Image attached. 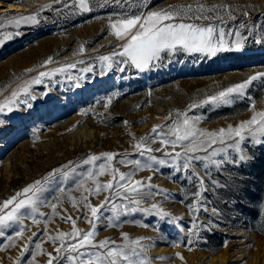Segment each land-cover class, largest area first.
I'll use <instances>...</instances> for the list:
<instances>
[{"label":"rangeland","instance_id":"1","mask_svg":"<svg viewBox=\"0 0 264 264\" xmlns=\"http://www.w3.org/2000/svg\"><path fill=\"white\" fill-rule=\"evenodd\" d=\"M103 2L90 0L92 10L82 12L74 6L73 0H66L67 7L64 2L55 3L54 0H0V23L5 25L0 30V39L3 40L0 42V102L39 71H50L69 63L76 65L45 78L42 84L32 85V95L37 98L21 97L29 100L31 107L19 104L12 112L5 110L0 113V120L4 121L0 125V203L25 186L42 180L54 169L69 171L67 180L58 174L43 193L49 202L57 196L62 200L57 208L58 215L51 222L45 224L41 218V223L34 225L30 219L25 220L28 230L17 238L15 246H8V237L15 236L14 229L19 226L2 229L0 264H15L22 246L34 232L38 235L29 245L30 251L35 252V244L41 243L45 254L37 255L35 264H46V253L56 256L55 248L59 243L49 241L43 229L47 228L48 235H56L59 231L70 232L73 227L61 216L70 214L82 232L90 229L86 220L77 219L86 210L79 200L83 190L76 191V183L86 180L87 172L92 170L91 165L83 163L89 155L113 152L118 154L116 160H119L127 153L128 159H143L135 154L137 138L150 134L154 126L171 125L177 111L187 112L189 117L199 116L198 127L208 132L237 126L250 119L253 115L250 101H254L257 111H264V78L254 80L246 90V96L232 104H206L189 111L193 103H199L207 96L257 73H264V44L256 42L264 40V26L248 35L241 51H224L216 56L178 52L166 55L143 71L130 64L117 66L115 63L109 69L99 57L121 50L123 43L111 34L110 23H115L122 14L158 11L171 5H195L196 0H120V3L109 0L105 6H99ZM202 2L208 6L223 4L235 10L237 20L230 21L225 16L226 31L238 29L245 19L242 15L244 10L251 14L249 24L264 25V0ZM8 3L20 6L8 7ZM47 5L51 8L45 7ZM36 12L40 13L37 24L19 28L8 25V19L13 16ZM16 32L20 34L6 38L8 33ZM235 40L236 37L231 36L226 43L233 46ZM81 46L84 47L82 53ZM48 57H53L54 62L42 68V62ZM112 59L118 61L120 58ZM86 68L92 70L82 71ZM28 69L34 71L29 73ZM149 143L153 148L160 147L159 143ZM248 148L255 156L252 161L235 170L229 166L232 174L241 178L239 190L235 187H213L212 179L223 181L228 172L217 174L214 166L209 165L206 175L203 164L196 162L195 171L206 181L202 203L195 196L199 190L197 179L188 178L189 172L177 173L170 166L156 165L153 166L157 169L155 173L149 169L136 171L135 180L152 176V183L170 194L167 199L162 193L151 198L137 197L142 200L141 207L149 208L157 203L169 215L161 217L137 211L122 216L119 227H105L107 221L103 217L112 215L106 208L102 222H98L95 240L108 239L120 244L123 243V233H128L131 239L149 238L142 240V243L151 245L146 253L149 264H264V216L257 214L259 202L264 200V146L253 148L249 144ZM166 150L172 151L170 148ZM164 151L153 155L163 159ZM175 151L181 149L177 147ZM231 154L235 155L234 152ZM113 166L123 173L132 168L115 161ZM96 179L106 183L112 177L105 174ZM85 187L93 188L94 185L88 181ZM60 188L66 192L61 194ZM83 194L93 206H98L108 195L103 192L98 196ZM69 197L76 198L77 207L72 206ZM116 202L120 203L119 200ZM198 203L201 208L216 207L222 215L213 216L210 211L194 212L188 207ZM39 211L51 215L52 210L41 206ZM87 216L91 217L90 210H87ZM194 216L198 217L195 222L205 227L193 230ZM210 219L215 223L209 229ZM181 227L185 232L179 231ZM193 231L198 232L199 237L191 234ZM189 235L194 241L191 251L183 243L180 247L173 246V241L186 239ZM225 241L227 246H224ZM177 253L184 259L177 257ZM31 258L26 254L21 264H27ZM62 264H67V261Z\"/></svg>","mask_w":264,"mask_h":264},{"label":"snow or ice","instance_id":"2","mask_svg":"<svg viewBox=\"0 0 264 264\" xmlns=\"http://www.w3.org/2000/svg\"><path fill=\"white\" fill-rule=\"evenodd\" d=\"M55 3H65L66 0H54ZM74 6L78 7L82 12L91 11L90 0H73ZM109 0H104L99 6L103 7ZM120 3V0H116ZM51 8V5L45 6ZM245 18L240 22L238 29L226 31L227 22L225 16L230 21H235L238 17L235 10L227 5H212L208 6L202 0H196V4L188 5H171L165 9L158 11H147L133 14H122L115 23H110L109 27L117 39L123 41L120 45L121 50H114L110 55L100 56L99 60L107 65L109 69L115 63L117 66L130 64L138 70H146L155 63L161 61L168 54H175L178 52L184 53H201L205 56H216L217 53L224 51H241L243 49L244 41L248 35L260 26L252 22L251 14L246 10L242 11ZM40 13L36 12L27 16H13L8 19V25L19 28L21 25H32L39 23ZM111 19V18H109ZM259 19V17H257ZM246 25H248L246 27ZM5 27L0 23V30ZM19 32L8 33L7 39H11L13 35H19ZM235 36L236 40L233 46H228L226 39ZM0 42H3L0 39ZM264 44V40L256 41ZM84 51L81 46L80 52ZM113 57H119L118 61L113 60ZM54 62L53 57L45 59L41 67H46ZM76 65L69 63L62 67L53 68L50 71H39L34 77L24 81L16 90H13L3 102H0V113L14 111L19 104H27L31 107L29 100L21 99V97H28L30 100H35L37 97L32 95L31 86L34 84H42L45 78L52 77L56 73L64 72L66 69L75 68ZM91 68L82 69V71H91ZM29 73L33 69L27 70ZM124 71V68H120ZM264 78V73H257L249 77L247 80L230 86L214 95L207 96L199 103H193L189 106V111L192 108L202 107L210 104L214 106L229 105L236 99L246 96V90L254 80ZM79 87V83L76 84ZM44 95H47L46 93ZM111 98H109V103ZM108 105H105L107 107ZM249 107L253 115L250 119L240 122L237 126H228L227 129L220 128L218 131L208 132L205 129L198 127L201 120L199 116L189 117L187 112L177 111L176 116L171 125L154 126L151 133L147 136L137 138L134 145L135 154L143 159H128V154L125 153V158L116 160L118 154L113 152H105L101 156L89 155L83 163L91 165L92 170L87 172V178L81 179L76 183V191H82L79 200L82 202L83 209L81 216L77 219L86 220L90 225V229L82 232L76 227L77 221L73 220L71 215L61 216L62 220L72 224L70 232L59 231L56 235H48L47 228L43 232L47 235V239L53 244L59 243L55 248L56 256L52 253H46L48 259L46 264H62L67 261V264H149L146 253L151 247L150 244L142 243V240L149 239L140 237L131 239L128 233L122 234L123 243L117 244L116 241H109L103 239L96 241L95 237L98 233V222H102L103 211L107 208L112 215L103 217L107 223L105 227H119L118 223L122 216L130 215L137 211L143 213H155L161 217H166L169 214L165 212L159 204L153 203L151 207H141L142 200L137 197L147 196L149 198L156 194L162 193L165 199L169 198L170 194L165 189L152 183L153 177L149 176L144 180H135L136 171L149 169L157 171L153 166H170L179 173L181 171L189 172V177H196L199 190L195 196L200 198L202 203V193L206 191L204 185L206 181L200 177L195 171L196 162H201L205 169V174H208L209 165L214 166L217 174L228 172V176L222 180L213 178L211 183L213 187L223 188H237L239 190L240 176L233 175L231 169L235 170L246 165L252 161L255 156L251 149L248 148L250 144L253 148L264 146V111H257L254 106V101H250ZM4 123L0 120V125ZM127 123V122H125ZM167 128V131H165ZM152 143H159L160 147L153 148ZM179 147L181 151H175ZM172 149L167 151L166 149ZM164 151L165 158H158L153 155L154 152ZM235 153L233 156L231 153ZM200 153H203L201 155ZM219 157V158H217ZM122 165H131L132 168L127 172H120L118 168L113 166V162ZM71 163V162H70ZM67 167V166H65ZM74 171V169H73ZM62 175L65 180L69 177V171L62 169H54L48 176L42 180H36L34 183L25 186L21 191L16 192L15 195L0 203V236L4 235L2 229L12 228L18 225V229H14L15 236H9L8 246H15L17 238H21L25 233V220L30 219L34 225L41 223V218L45 224L51 222L52 218L57 216V208L62 204L61 197H53V202L47 201L43 197V193L48 190L49 185L53 182L57 175ZM108 174L112 177L106 183H101L96 179L98 176ZM91 181L93 188L85 187V184ZM61 194L65 193L64 188H60ZM87 192L90 195L108 193L104 200L98 206H93L88 202V197L83 194ZM70 203L75 208L77 207V200L74 197H69ZM119 200L120 203L116 201ZM237 203L239 201H236ZM41 206L50 208L51 215H46L39 211ZM194 212H211L213 216H221L222 212L216 207L207 206L201 208L200 203L197 205L190 204L188 206ZM87 210H90L91 217L87 216ZM258 216H264V200L259 202ZM198 217H193L191 228H203L205 225H198L195 221ZM139 224L140 222H136ZM215 223L209 220L207 227L210 229ZM142 227H148L147 224H140ZM180 232H185L181 227ZM191 234L197 235L199 233L193 231ZM37 233H33L28 238L27 242L22 246L20 257L15 261V264H21L22 258L26 254L31 255V259L27 264H35L37 255H44L41 243L35 244V252L30 251L29 245L33 243ZM183 244L188 246V250H192L194 241L189 235L186 239L173 241V246L180 247ZM227 246V241L225 245ZM63 253H67L64 255ZM181 260L184 257L176 254ZM165 259V257H160ZM246 264V262H242Z\"/></svg>","mask_w":264,"mask_h":264},{"label":"bare ground","instance_id":"3","mask_svg":"<svg viewBox=\"0 0 264 264\" xmlns=\"http://www.w3.org/2000/svg\"><path fill=\"white\" fill-rule=\"evenodd\" d=\"M7 5L8 7H19L20 6L19 4H16V3H8Z\"/></svg>","mask_w":264,"mask_h":264}]
</instances>
